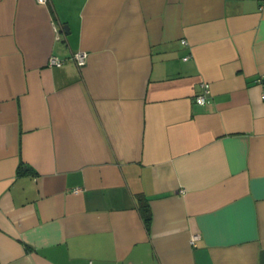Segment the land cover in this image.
<instances>
[{"label":"crops","instance_id":"0c3cea01","mask_svg":"<svg viewBox=\"0 0 264 264\" xmlns=\"http://www.w3.org/2000/svg\"><path fill=\"white\" fill-rule=\"evenodd\" d=\"M0 264H264V0H0Z\"/></svg>","mask_w":264,"mask_h":264},{"label":"built area","instance_id":"2783aa9c","mask_svg":"<svg viewBox=\"0 0 264 264\" xmlns=\"http://www.w3.org/2000/svg\"><path fill=\"white\" fill-rule=\"evenodd\" d=\"M40 3H46L47 0H37ZM56 37H59V27L55 26ZM62 31V30H61ZM63 32V31H62ZM183 43H186L185 40H182ZM87 59V53L81 50L72 51L67 57H60L58 55L52 54L48 57L47 63L49 66H60L65 63L67 60L73 61L78 67L85 65ZM258 82H261L260 79H257ZM202 92L195 96V102L198 104H204L208 101V95L210 93V86L208 82L201 83ZM198 238L197 234H194L191 237V244H195V240Z\"/></svg>","mask_w":264,"mask_h":264},{"label":"trees","instance_id":"16d2710c","mask_svg":"<svg viewBox=\"0 0 264 264\" xmlns=\"http://www.w3.org/2000/svg\"><path fill=\"white\" fill-rule=\"evenodd\" d=\"M137 201H138V208L144 222L146 224H149L151 219V210L147 198L141 194H138Z\"/></svg>","mask_w":264,"mask_h":264}]
</instances>
